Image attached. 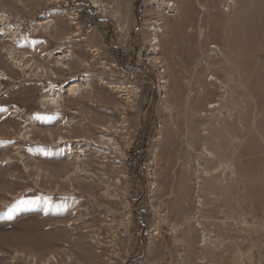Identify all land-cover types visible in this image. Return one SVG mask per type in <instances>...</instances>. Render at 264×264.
<instances>
[{"label":"rangeland","instance_id":"374dc122","mask_svg":"<svg viewBox=\"0 0 264 264\" xmlns=\"http://www.w3.org/2000/svg\"><path fill=\"white\" fill-rule=\"evenodd\" d=\"M100 1L0 0V264H264V0Z\"/></svg>","mask_w":264,"mask_h":264},{"label":"bare ground","instance_id":"6f19581e","mask_svg":"<svg viewBox=\"0 0 264 264\" xmlns=\"http://www.w3.org/2000/svg\"><path fill=\"white\" fill-rule=\"evenodd\" d=\"M94 2L97 4V6L98 7H100L101 9H104V7H105V4H103L100 0H94ZM183 2V1H182ZM178 4V3H177ZM230 4V3H229ZM165 5H166V7L169 9V11H171L172 12V10L174 9V8H176V5H175V2L173 1V0H165ZM164 5V6H165ZM107 6V5H106ZM202 9L204 10V7H203V5H202ZM168 12V11H167ZM204 13V12H203ZM47 18H49V17H45V19H47ZM11 19H12V16H9V15H7V14H5V13H0V21H8V23L6 24V26H5V24L3 25V24H1V26H4V27H7V32L6 31H4V30H2L4 27H1L0 26V36L1 35H4V36H7L8 34H10L11 33V35H12V37H16L14 40H16L17 42H24V41H26V39H28L29 37V35L27 36L26 35V33L25 32H23L22 31V28H21V26H19L18 24H11ZM41 20H39V21H36V22H34L33 23V25H35V26H33V25H31V27H37L38 25H40L41 24ZM46 22L48 23L49 21H47L46 20ZM45 23V22H44ZM263 24V23H262ZM155 25V24H154ZM153 27V26H152ZM39 28H41V29H47L48 27H39ZM38 29V28H37ZM5 30H6V28H5ZM157 30V29H156ZM203 31H204V29L202 28L201 29V31H200V36H202L203 35ZM156 33V32H155ZM27 36V37H26ZM155 38V37H154ZM64 48H66V47H63V46H59L58 47V51L56 52V53H60L61 52V50L62 49H64ZM7 54H8V57L11 59V61L12 62H14V63H16V64H18V65H22L24 68H28L29 67V64H28V62L26 61V57H33V55L32 54H28V55H25L24 56V58L22 59H20V58H18V53H19V51L16 49V47H12V48H7V49H5L4 50ZM49 55V57L51 56H54V54H55V52L53 51V50H50V51H48V52H42L41 53V56H45V55ZM61 55L59 56L60 57V59H63V60H65V61H69L70 60V55L69 54H66V53H60ZM87 64V63H86ZM85 75H87V74H84V76ZM1 78H4V73L2 72H0V79ZM84 80V77H82L81 78V76H79V80L81 81V80ZM71 80V79H70ZM69 80V81H70ZM78 79H77V77H75V78H72V80L70 81V86L67 88V90H68V92L69 93H76L79 89H80V87H81V84H80V81H79ZM81 83H83V84H87L88 82L86 81V82H83V81H81ZM62 96H63V93H62V91L59 89H54V90H52V92L51 93H48V94H46L43 98H42V102L43 103H46V104H48V105H54V107H55V105H56V107L59 105V99L60 98H62ZM45 105V104H44ZM46 106V105H45ZM19 110H12L11 111V113H15V112H18ZM21 112V111H20ZM10 113V114H11ZM75 114H78L77 112H75ZM22 116V120L24 121V122H26V124L24 125V127H25V131H24V133L28 136L29 135V129H28V124H30L31 123V115H27L26 114V116H24L23 117V115L24 114H21ZM90 117V116H89ZM124 117V116H123ZM77 121V120H76ZM89 122V121H88ZM74 122L73 121H70V120H64L63 121V126H71L72 124H73ZM35 125V124H34ZM125 125V124H124ZM66 131V130H65ZM66 132H68V130L66 131ZM30 136V135H29ZM55 141V140H54ZM80 141H85L87 144H85V145H83L82 146V148L81 149H78V152H76V154H78L79 156V159H81L80 160V162L81 161H84V160H86V155L88 154V151H89V149L91 150V148L93 147V145L94 146H96V147H100V148H104L103 147V145H105L106 143H107V141L108 142H111L110 141V138H108V137H103V138H101L100 139V142H98V141H96V140H89V139H86V138H77V139H74L73 141H70V139L68 138H66V136H63V135H60L59 137H57V140L55 141L56 143L58 142V143H68V147H69V149L67 150V154L68 155H70V159L72 158V155H74L75 154V149H74V147L76 146V144H74L75 142H80ZM89 144H92L91 146L89 145ZM94 151H92V152H94L95 153V155H94V157L95 158H97L96 156H98V158H99V160H101L102 159V162H103V157H101L102 156V151H99V150H97V149H93ZM91 152V151H90ZM84 155V156H83ZM93 157V158H94ZM75 159V158H74ZM93 160H95V159H93ZM72 166H74V165H72ZM76 166H77V168H76ZM76 174H77V176H82L83 174H95V173H93L92 171H89V169L88 170H84V168L83 167H81V165H75L74 166V169H73V171H70L66 176H65V180L66 181H69L70 183L69 184H71V189L72 190H74L75 189V187L72 185L73 184V177L74 176H76ZM74 175V176H73ZM95 177H98V175H94ZM77 219H75V221L74 222H70L69 223V226H73L75 223H78L77 221H76ZM71 229H75V227L73 226V227H71ZM83 232H85V231H83ZM99 242V241H98ZM67 247L66 248H64V249H62V250H64V252H66V251H68L69 249H68V247L70 246V244H67L66 245ZM53 258V257H52ZM55 258V257H54ZM35 259V258H34ZM72 259V258H71ZM50 260V259H49Z\"/></svg>","mask_w":264,"mask_h":264},{"label":"built area","instance_id":"2783aa9c","mask_svg":"<svg viewBox=\"0 0 264 264\" xmlns=\"http://www.w3.org/2000/svg\"><path fill=\"white\" fill-rule=\"evenodd\" d=\"M76 23V22H75ZM214 49H216V47H213ZM85 142V141H84ZM87 144V143H86ZM109 144H113V142H108L107 141V143L105 144V145H103V147L105 148V149H109ZM90 146L92 145V144H89ZM86 146V145H85ZM114 147V149H118V147L117 146H115V145H113ZM119 150V149H118ZM91 155V153H88L87 155H86V157H88V156H90ZM84 156V155H83ZM85 157V158H86ZM96 157H98V156H96ZM78 223H75L73 226H75L76 228L78 227V225H82V228H83V231H85L84 233H90L91 232V226H90V224H88V223H83L82 221H80V220H76ZM72 222H74V221H72ZM72 227V226H71ZM81 227V226H80ZM91 234H92V232H91ZM95 234H98L99 235V233H95ZM98 235H96V237H98ZM100 239H103V236H101V238Z\"/></svg>","mask_w":264,"mask_h":264}]
</instances>
